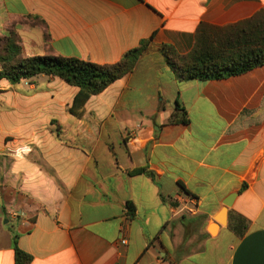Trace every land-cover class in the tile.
Wrapping results in <instances>:
<instances>
[{
  "label": "crops",
  "instance_id": "1",
  "mask_svg": "<svg viewBox=\"0 0 264 264\" xmlns=\"http://www.w3.org/2000/svg\"><path fill=\"white\" fill-rule=\"evenodd\" d=\"M263 9L264 0H0V34L29 16L45 22L17 32L36 31L37 55L113 65L154 35L81 117L70 112L79 88L58 77L0 79V264H15L14 235L31 264H264V66L180 82L162 49L188 55L201 24ZM178 102L186 124L171 123ZM187 197L195 214L183 215ZM193 223L201 243L190 252Z\"/></svg>",
  "mask_w": 264,
  "mask_h": 264
},
{
  "label": "trees",
  "instance_id": "2",
  "mask_svg": "<svg viewBox=\"0 0 264 264\" xmlns=\"http://www.w3.org/2000/svg\"><path fill=\"white\" fill-rule=\"evenodd\" d=\"M31 18L45 25L38 17L29 16L25 19ZM153 36L127 52L120 62L99 65L78 58H65L56 55L51 49H46L44 55L24 57L23 47L20 48L18 44L19 34L11 30L0 39L5 44L0 51V79L19 84L41 75L58 77L79 88L70 112L81 117L92 96L101 94L114 82L133 71L147 52ZM46 41L48 42V36ZM162 49L168 66L180 82L220 80L245 74L264 66V9L254 17L235 25L214 27L201 24L195 47L188 55H179L167 46ZM188 122V113L178 102L171 123ZM142 173L151 175L146 169L131 172L134 175ZM244 188L246 185H243ZM13 248L15 264H31L33 257L19 248L17 235L13 237Z\"/></svg>",
  "mask_w": 264,
  "mask_h": 264
},
{
  "label": "rangeland",
  "instance_id": "3",
  "mask_svg": "<svg viewBox=\"0 0 264 264\" xmlns=\"http://www.w3.org/2000/svg\"><path fill=\"white\" fill-rule=\"evenodd\" d=\"M41 27L43 26L42 23H40L38 20H35V19H23L21 21H19V23H17L14 28H13V31L14 32H19L21 33L22 30L26 29V28H37V27ZM11 31V30H10ZM18 33V34H19ZM7 34V33H6ZM6 34H0V39H3L4 36ZM24 40L22 39L21 35L19 34V41H18V44L21 47H23V42H24V45H25V49L26 50H23V54H24V57H31V56H35V55H28V51H35L36 52V55L37 54H40L39 52H41V46L39 45V40H38V37L36 35V31L33 32V34L31 36H24ZM47 39V37H46ZM30 45V46H28ZM5 44L4 42H0V51H2V49L4 48ZM23 58V56H22ZM20 152L22 149H19ZM23 153H18L16 154V156H20L22 155ZM189 242L188 244L186 243L185 246H187L188 250L190 252L194 251V250H198L199 249V245H200V228H199V225L197 223H193L190 225L189 227Z\"/></svg>",
  "mask_w": 264,
  "mask_h": 264
},
{
  "label": "water",
  "instance_id": "4",
  "mask_svg": "<svg viewBox=\"0 0 264 264\" xmlns=\"http://www.w3.org/2000/svg\"><path fill=\"white\" fill-rule=\"evenodd\" d=\"M233 197H228L227 199L224 200V207L222 208V210L219 212V214L216 216V222L220 225H226L227 224V214H228V210L229 208L232 206L233 204ZM218 224H212L209 227V232L212 235H215L217 233V229H218ZM211 227H213V229H211Z\"/></svg>",
  "mask_w": 264,
  "mask_h": 264
},
{
  "label": "built area",
  "instance_id": "5",
  "mask_svg": "<svg viewBox=\"0 0 264 264\" xmlns=\"http://www.w3.org/2000/svg\"><path fill=\"white\" fill-rule=\"evenodd\" d=\"M187 201L191 203L188 205L187 203L182 206V212L184 214L190 215L195 214L198 209V201L195 197H187ZM126 243V241H124Z\"/></svg>",
  "mask_w": 264,
  "mask_h": 264
},
{
  "label": "bare ground",
  "instance_id": "6",
  "mask_svg": "<svg viewBox=\"0 0 264 264\" xmlns=\"http://www.w3.org/2000/svg\"><path fill=\"white\" fill-rule=\"evenodd\" d=\"M211 229H213V227H211Z\"/></svg>",
  "mask_w": 264,
  "mask_h": 264
}]
</instances>
